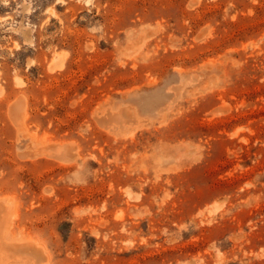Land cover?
I'll use <instances>...</instances> for the list:
<instances>
[{
  "label": "rangeland",
  "instance_id": "rangeland-1",
  "mask_svg": "<svg viewBox=\"0 0 264 264\" xmlns=\"http://www.w3.org/2000/svg\"><path fill=\"white\" fill-rule=\"evenodd\" d=\"M0 213L11 264H264V0H0Z\"/></svg>",
  "mask_w": 264,
  "mask_h": 264
},
{
  "label": "bare ground",
  "instance_id": "bare-ground-1",
  "mask_svg": "<svg viewBox=\"0 0 264 264\" xmlns=\"http://www.w3.org/2000/svg\"><path fill=\"white\" fill-rule=\"evenodd\" d=\"M26 35H27V34H26ZM56 61H57V60H56ZM59 63H60V62H59ZM55 65H58V64H55ZM11 105H12V104H11ZM13 105H15V104H13ZM15 106H16V105H15ZM15 106H14V107H15ZM14 112H15V111H14ZM16 112H17V111H16ZM17 115H18V114H17ZM15 116H16V115H15ZM15 118H16V117H15ZM16 119H17V118H16ZM21 119H22V118H21ZM13 120H14V119H13ZM19 120H20V119H19ZM15 123H16V122H15ZM5 217H6V215H5ZM3 219L5 220V218L3 217V215L1 216V213H0V222H1L0 224L3 223V222H2ZM10 221H11V220H10ZM4 223H5V222H4ZM12 223H13V222H12ZM7 224H8V220H7ZM7 226H9V225H7ZM7 228H8V227H7ZM6 231H7V230H6L5 227L3 228V227L0 226V264H11L10 262H12V261H10V258H12V257H11V254L8 253V250H9V249H10L9 252H10V251H14V252L16 251V252L18 253V252H22V251L24 250L23 248L27 246V245H26V246H19V245H18V248L20 249L19 251L16 250V249L11 250L12 247H11V244H9L10 242L7 243L6 240H5L6 235H7V234H6ZM7 240H8V239H7ZM15 242H16V241H15ZM15 242H13V243H15ZM19 242H20V241H19ZM24 242H26V241H24ZM28 242H29V241H28ZM11 243H12V242H11ZM16 243H17V242H16ZM16 243H15V244H16ZM30 243H31V242H30ZM18 244H21V243H18ZM22 244H23V242H22ZM28 244H29V243H28ZM29 245H30V244H29ZM13 247H15V246H13ZM30 247H31V246H30ZM30 247H29V248H30ZM29 248H28V249H29ZM31 248L34 249L33 246H32ZM22 249H23V250H22ZM25 249H26V248H25ZM26 250H27V249H26ZM26 250H24L23 253L26 252ZM32 251H33V250H32ZM16 252H15V253H16ZM27 252H29V254H33L32 252L30 253V250L27 251ZM27 252H26V253H27ZM34 253H37V252L34 251ZM30 256H31V255H30ZM30 256L28 255V257H30ZM39 256H40V255H39ZM13 258L15 259V257H13ZM22 258H23V257H20V258H19V257L17 256V260H18V262L20 261L19 259H21V261H22ZM36 259H37V258H35L33 261H35ZM12 260H13V259H12ZM26 260H27V259H26ZM21 261H20V262H21ZM23 261H25V259H23ZM14 262H15V264H18V263H16L17 261L14 260ZM27 262H28V264H30L29 262H31V264H32V260H31V261H30V260H27L26 262H24V264L27 263ZM40 262H41V260H40ZM13 264H14V263H13ZM19 264H21V263H19ZM33 264H37V260H36V263H33Z\"/></svg>",
  "mask_w": 264,
  "mask_h": 264
}]
</instances>
